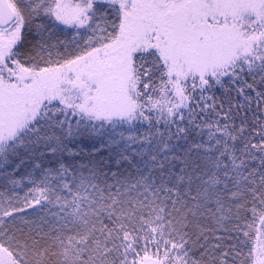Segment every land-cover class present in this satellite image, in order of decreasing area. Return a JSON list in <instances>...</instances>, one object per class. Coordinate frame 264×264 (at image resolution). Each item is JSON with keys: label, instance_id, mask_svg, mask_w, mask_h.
Wrapping results in <instances>:
<instances>
[{"label": "snow or ice", "instance_id": "1", "mask_svg": "<svg viewBox=\"0 0 264 264\" xmlns=\"http://www.w3.org/2000/svg\"><path fill=\"white\" fill-rule=\"evenodd\" d=\"M0 264H264V0H0Z\"/></svg>", "mask_w": 264, "mask_h": 264}]
</instances>
